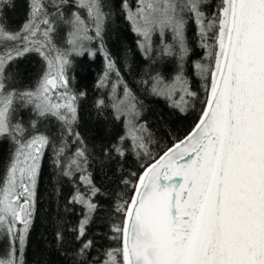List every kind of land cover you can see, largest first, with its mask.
<instances>
[{
    "label": "snow or ice",
    "instance_id": "obj_1",
    "mask_svg": "<svg viewBox=\"0 0 264 264\" xmlns=\"http://www.w3.org/2000/svg\"><path fill=\"white\" fill-rule=\"evenodd\" d=\"M121 18L138 66L131 48L108 47ZM97 54L90 97L72 73ZM33 59L39 71L26 78L21 63ZM149 97L198 112L156 155ZM85 111L106 139L81 131ZM0 145V264H26L48 153L72 185L65 208L77 219L53 243L73 264H264V0H0ZM129 158L139 170L125 173ZM113 182L124 187L109 196L103 248L91 226Z\"/></svg>",
    "mask_w": 264,
    "mask_h": 264
},
{
    "label": "trees",
    "instance_id": "obj_2",
    "mask_svg": "<svg viewBox=\"0 0 264 264\" xmlns=\"http://www.w3.org/2000/svg\"><path fill=\"white\" fill-rule=\"evenodd\" d=\"M131 2L133 4L135 0H131ZM22 17L23 7L19 9L14 19L18 21ZM188 38L190 41H193L192 28H189ZM134 40L135 37L129 30L127 23L121 18L120 22L113 27L110 33L108 47L115 55H120L123 48H131L132 52L128 54L129 58L135 59L138 66L139 56L136 53ZM201 51L194 48L190 61L199 59ZM103 68V57L99 54H97L95 60L80 59L75 66L72 73L76 77L75 82L78 86L87 88L90 97L99 94L94 87V83ZM124 70L131 81L134 78V73L128 71L126 65ZM20 71L25 74L26 78H29L39 71V65L34 59L31 62L25 60L21 63ZM187 72L193 89L198 92L201 91L199 78L195 75L191 65H189ZM197 115L198 112H190L188 115L179 114L169 108L163 100H155L150 97L145 98L144 116L151 126L153 133V155L171 146L177 138H183L191 130ZM83 119L86 122V126L81 128V131L86 136L91 137L97 142L107 138L104 126L96 123L94 116H89L88 111L84 112ZM6 156L7 146L0 145V157ZM139 169L140 162L134 158H129L125 173ZM57 171L53 165L51 153H48L45 158L43 174L38 188L36 217L29 235V243L25 256L26 264H73L74 253L71 251L65 252L59 244L53 243L54 232L58 228L64 230V225L70 226L75 224L77 219V214H73L65 208L66 199L71 192L72 185L66 182V178L61 179L57 175ZM117 175L119 176L120 173ZM123 187L122 184L113 182L112 187L107 189L108 195L101 197V200L104 201L102 211L91 226L90 235L95 237L96 244L102 245L103 248H107L113 243L105 235L108 233V225L111 223L109 212L111 211L112 200L109 199V196L113 192H121ZM65 247H71V243L69 242ZM100 250L97 249V251Z\"/></svg>",
    "mask_w": 264,
    "mask_h": 264
},
{
    "label": "rangeland",
    "instance_id": "obj_3",
    "mask_svg": "<svg viewBox=\"0 0 264 264\" xmlns=\"http://www.w3.org/2000/svg\"><path fill=\"white\" fill-rule=\"evenodd\" d=\"M135 4V2L133 3V5ZM49 158V157H48Z\"/></svg>",
    "mask_w": 264,
    "mask_h": 264
}]
</instances>
